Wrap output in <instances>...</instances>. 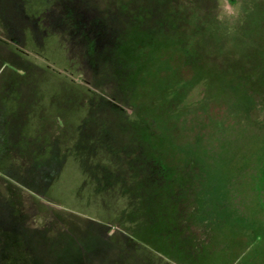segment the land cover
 Wrapping results in <instances>:
<instances>
[{"label":"rangeland","instance_id":"obj_1","mask_svg":"<svg viewBox=\"0 0 264 264\" xmlns=\"http://www.w3.org/2000/svg\"><path fill=\"white\" fill-rule=\"evenodd\" d=\"M0 183L80 264H264V0H0Z\"/></svg>","mask_w":264,"mask_h":264},{"label":"crops","instance_id":"obj_2","mask_svg":"<svg viewBox=\"0 0 264 264\" xmlns=\"http://www.w3.org/2000/svg\"><path fill=\"white\" fill-rule=\"evenodd\" d=\"M16 200L0 196V264H80L84 234L69 233L68 216L59 214L52 224L50 215H41L44 223L39 224L35 214L19 212Z\"/></svg>","mask_w":264,"mask_h":264}]
</instances>
